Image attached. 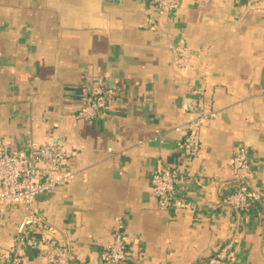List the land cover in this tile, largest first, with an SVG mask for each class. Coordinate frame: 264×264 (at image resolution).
<instances>
[{
    "label": "crops",
    "instance_id": "obj_1",
    "mask_svg": "<svg viewBox=\"0 0 264 264\" xmlns=\"http://www.w3.org/2000/svg\"><path fill=\"white\" fill-rule=\"evenodd\" d=\"M179 40L193 53L185 71L172 64ZM99 81L104 114L78 118ZM198 105L214 116L188 161L175 128ZM48 140L65 146L76 176L31 212L74 264H100L117 228L123 264H198L229 242L225 264H264V0H178L168 15L148 0H0V145L27 152ZM242 147L259 200L236 214L223 198ZM164 167L184 176L181 209L156 206L149 180ZM24 214L0 204V258ZM20 252L21 264H46L38 248Z\"/></svg>",
    "mask_w": 264,
    "mask_h": 264
},
{
    "label": "built area",
    "instance_id": "obj_2",
    "mask_svg": "<svg viewBox=\"0 0 264 264\" xmlns=\"http://www.w3.org/2000/svg\"><path fill=\"white\" fill-rule=\"evenodd\" d=\"M160 14L168 15L175 10L178 0H148ZM153 26L154 20L146 18ZM192 51L185 41L172 46V64L180 71L191 66ZM109 92L98 82V88L82 98L78 118L93 120L101 117L107 108ZM196 115L186 118L175 129L183 128L184 136L179 145L184 159L192 161L200 152V128L214 116L207 111L205 105H198ZM65 146L59 142L48 140L40 144H31L27 152L12 150L7 145H0V204L17 205L24 209L22 221L15 230L11 245L3 252L0 264H21V247L39 249L46 264H74L67 249L66 242L54 236L51 226L42 222L39 215L31 212V205L37 196L50 191L63 183L73 180L76 172L64 166ZM248 153L240 148L230 158L231 177L234 190L223 198V204L233 213H247L252 204L259 200V195L248 185ZM183 174L171 167L155 170L150 176V187L157 208L161 210L181 209L184 200L180 184ZM39 231V239L33 236ZM231 242L220 246L208 259L198 264H225L231 258ZM126 243L115 229L113 241L101 253L100 264H123L128 260Z\"/></svg>",
    "mask_w": 264,
    "mask_h": 264
}]
</instances>
